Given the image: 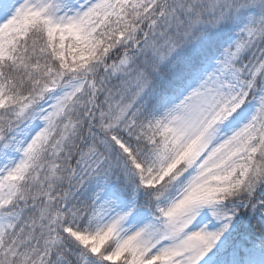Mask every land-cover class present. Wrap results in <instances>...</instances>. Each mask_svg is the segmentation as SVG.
<instances>
[{
    "label": "snow or ice",
    "instance_id": "6c2138e0",
    "mask_svg": "<svg viewBox=\"0 0 264 264\" xmlns=\"http://www.w3.org/2000/svg\"><path fill=\"white\" fill-rule=\"evenodd\" d=\"M0 264H264V0H0Z\"/></svg>",
    "mask_w": 264,
    "mask_h": 264
}]
</instances>
